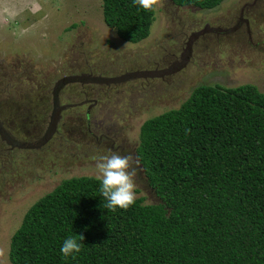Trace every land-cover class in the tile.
<instances>
[{"label": "rangeland", "instance_id": "374dc122", "mask_svg": "<svg viewBox=\"0 0 264 264\" xmlns=\"http://www.w3.org/2000/svg\"><path fill=\"white\" fill-rule=\"evenodd\" d=\"M155 7L150 36L131 44L106 25L102 0H0V264H12L34 203L66 179L96 177L101 155L139 161L144 122L195 88L264 93V0ZM135 182L144 204L160 203L140 162Z\"/></svg>", "mask_w": 264, "mask_h": 264}, {"label": "trees", "instance_id": "16d2710c", "mask_svg": "<svg viewBox=\"0 0 264 264\" xmlns=\"http://www.w3.org/2000/svg\"><path fill=\"white\" fill-rule=\"evenodd\" d=\"M224 1L173 0L201 9ZM102 2L122 40L150 36L156 7ZM137 156L160 203L137 198L112 212L95 177L66 179L26 212L11 263L264 264V93L255 85L195 88L179 109L144 122ZM76 235L81 251L63 257Z\"/></svg>", "mask_w": 264, "mask_h": 264}, {"label": "clouds", "instance_id": "9594fccd", "mask_svg": "<svg viewBox=\"0 0 264 264\" xmlns=\"http://www.w3.org/2000/svg\"><path fill=\"white\" fill-rule=\"evenodd\" d=\"M133 2L145 11L153 10L158 4V0H133ZM190 131L186 129V134ZM138 166L139 161L130 154L110 153L96 158L95 178L100 182L99 191L106 201L104 208L112 212H115L117 208L126 211L136 202L135 177ZM83 240V235L66 238L60 249L63 257L73 256L75 258L73 254L81 251L80 241Z\"/></svg>", "mask_w": 264, "mask_h": 264}]
</instances>
